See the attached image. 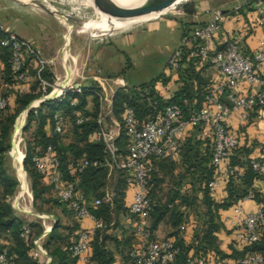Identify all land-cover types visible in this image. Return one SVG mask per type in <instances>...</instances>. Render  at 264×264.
<instances>
[{
    "label": "built area",
    "instance_id": "built-area-1",
    "mask_svg": "<svg viewBox=\"0 0 264 264\" xmlns=\"http://www.w3.org/2000/svg\"><path fill=\"white\" fill-rule=\"evenodd\" d=\"M252 6L254 11L260 12L264 8V0H254ZM177 10L178 13L184 14L181 8ZM233 12L237 13L238 8H234ZM209 13L210 21L193 27L181 37L179 47L172 51L166 64L167 74L176 71L186 54L188 59H198L199 67L208 66L214 69L216 78L199 109L185 112L181 105L172 103L166 105L154 117L140 123L134 111L124 106L122 117L127 136V153L121 158L115 146L118 132L103 126L107 112L105 113L99 105L96 116L99 128L90 135L89 139L93 142H102L110 154V160L101 163L82 155L67 165L71 179H66L64 174L59 172V159L52 145L40 149L33 156L32 162L36 171L53 186L61 200L69 202L78 220L90 219L95 222L93 228L82 229L77 242L68 248L76 258L77 264H92L89 260L90 242L95 229L102 226V223L89 211V206L108 204L114 197L113 192H105L103 197L96 198L89 204L76 191L79 175L88 167L115 166L116 169L127 172V187L133 189L129 210L134 217L133 229L136 240L128 254L130 264H171L179 252L173 240L153 239L148 230L152 202L147 196V183L153 169V160L179 157L183 141L190 131L202 127L212 145L213 177L207 184L210 194L217 192L228 181L227 164L230 156L239 146V137L229 126L232 114L237 113L239 120L247 123L253 112L264 110V40L259 42V46L251 54H244L239 48L235 34L219 37L227 17L225 11L216 8L209 10ZM0 33V48L6 49L9 53L8 62L14 80L12 85L4 84L10 92L40 93L41 98L38 103L52 99L61 101L69 93L79 96L85 92L84 86L77 83L70 73L60 75L51 69L55 65V58H44L28 40L17 36L1 23ZM48 68L52 71V81H48L43 76ZM30 70L35 72L33 76L36 82L35 88L32 87L28 75ZM79 77L83 78V76ZM116 82L120 87L126 86L123 79H117ZM241 84L245 86L246 91L236 92L234 87ZM12 99L11 93L0 95V110H4ZM70 103L75 106L78 103L77 97L72 98ZM74 115L77 125L90 119L79 110H75ZM64 131L65 116L61 112H56L52 117L51 127L46 132L47 136L61 135ZM250 166L256 174L252 189L221 217L233 242L240 249L255 244L259 240L260 231L264 228V205L256 203L253 199L255 193L264 198V161L251 159ZM247 201L255 202V208L247 209L243 205ZM28 233L29 228L24 226L21 237L27 236ZM34 245L33 255L45 259L47 254L39 247L36 240ZM12 257L15 258L14 255ZM12 257L9 256L6 248L2 249L0 264H14ZM186 264H264V258L259 253L252 252H247L237 259L211 253L200 256L190 255L186 259Z\"/></svg>",
    "mask_w": 264,
    "mask_h": 264
},
{
    "label": "trees",
    "instance_id": "trees-1",
    "mask_svg": "<svg viewBox=\"0 0 264 264\" xmlns=\"http://www.w3.org/2000/svg\"><path fill=\"white\" fill-rule=\"evenodd\" d=\"M253 2L254 0H247L245 6L247 8L251 6L250 9L253 10ZM181 9L185 17L192 15L195 12L194 6L191 3L183 4ZM232 13L234 12L232 11ZM225 14L228 15V12L226 11ZM187 25L191 24L186 22L182 24L181 37L191 30L186 28ZM2 49L7 53V60H5L6 62L4 61L6 65V78L4 82L12 85L14 84V80L8 62L9 53L6 49ZM197 61L198 59H188L186 54L183 56L180 67L176 70L177 79L175 82L180 85L169 97H164L157 88V85L159 83H162V85L167 84L171 80L169 78L170 73L168 75L162 73L156 80L150 83L135 87H128L126 85L118 88L112 97V115L120 121V115L124 111V106H127L134 111L137 120L141 123L154 117L158 112L162 111L166 105L172 103L181 105L185 112L199 109L202 106L205 95L212 82L206 80L202 76L201 72L205 66L199 67ZM43 76L46 79V72ZM94 90L95 88L93 86H89L85 88V92L82 95L75 96L69 93L61 101L53 100V102L49 101L42 104L50 106L48 108L49 111H51L50 117H53L56 112H61L64 116L68 114L72 117L74 124L72 141L67 144L62 142V134L49 137L47 136V133H44L43 124L45 117L42 116L41 108L38 111L33 109L28 111L27 125H30L34 120L37 121L36 132L34 135V138L36 139L35 143L33 146H28L23 160V167L31 179L30 187L33 195V203L42 198V195L46 192L45 189L41 188L40 183L43 176L36 171L32 162L33 156L38 153L40 149L52 145L59 159V172L64 174L66 179H71L67 172V165L82 155H85L90 160H98L101 163L110 160V157L106 160V148L104 144L102 142H93L89 139L90 135L99 128L96 121V116L99 111L97 98L94 102L95 110L89 114L90 119L79 125L75 122L76 117L74 111L86 110L87 103L84 96L95 95L96 93ZM8 92L11 94L13 93V91ZM74 97H77L78 99V103L75 106L70 103ZM12 98L14 100L12 101L15 104V108L11 110L8 108L9 104L4 109H8L5 115L1 113L4 110H0V193L4 197L13 194L18 185L17 179L11 176L6 168V156L10 149L9 140L11 128L18 113L26 108L37 97L36 94H20L14 92ZM184 100H186V102H184ZM197 129H201V127H197ZM199 134L200 133L189 134L185 138L179 155V157L185 159V162L191 167V169L196 170L195 173L197 172V188L193 192L192 197L190 198L191 200L178 192H175V194L170 197V203H167L166 205L155 200L150 192L152 189V177L155 176L157 171H161L165 168V161L167 159L172 158L153 160V169L147 183V196L152 202V208L149 214L150 222L148 226L151 238H155V232L162 223H169L170 230L167 234L168 237L165 239L173 240L175 245L179 248V252L176 254L171 264H186V259L190 255L200 256L211 253L222 257L237 259L247 252H252L259 253L264 258V228L260 231L259 240L255 244L242 249L233 246L229 254L222 252L220 249V240L218 238V233L221 231L230 233L221 221L220 212L230 209L250 192L256 177L255 172L250 166V160L260 158L251 157L252 150L249 147L238 146L230 156L227 164V172L229 174V179L225 183L227 196L222 200L216 201L211 198L207 188L208 182L213 177V168L211 166L212 145L211 143H208L211 141L209 138H201ZM123 135L126 136L124 128L115 139V146L117 148V154L118 152H122L125 156L127 153V136L125 144L121 146L120 143ZM107 169V166L102 165L95 167L91 166L79 175V182L76 184L75 188L87 203L90 204L96 198L104 196L105 193L102 192V188L105 185ZM117 170L119 171V183H117L114 189V197L112 201L108 204H101L97 207L89 206V211L94 218L102 223L100 228L95 229L94 236L90 242L91 254L89 260L92 264H113L114 252L118 250L120 246L122 248H129L130 246L131 235L124 241H119L116 235H113L112 233V230L116 229L120 224L118 218L121 214L130 215L134 221V217L130 213L129 207L125 205L127 172L119 169ZM50 187L56 194L57 199L52 200L47 198V200L44 201V204H49L51 207H61L62 212L65 215L72 216L77 223L78 218L76 217L74 210L70 208L69 202L61 200L53 186L50 185ZM196 198H198L197 202H199L200 205H196ZM253 199L256 203L264 205V198L258 193L254 194ZM153 200H155V203ZM178 200H180V204L176 203ZM182 203H185L188 206H192L193 204L194 207L197 206L198 208H201V210H204L201 225L198 229H194L189 241H185L183 231L181 230V224L183 223L184 217L179 212V205H182ZM24 226L29 228V233L27 236L21 237V232ZM0 229L10 232V235L14 238L15 242H12L11 248H7L5 244L0 241V251L6 248L10 257L14 255L15 258L12 257L14 264H41L40 258L33 255L35 245L33 242L28 244L31 225L24 223L21 218L14 213L12 208L1 202V200ZM81 230L82 229H80L78 223L71 228L64 226L60 219L58 217L56 218L52 230L47 233L44 240V249L51 258L50 264H77L76 258L72 256L68 248L73 243L77 242ZM65 231H68V233L65 234ZM110 245H112V248H110ZM129 251L126 255L128 264H130V258L128 255Z\"/></svg>",
    "mask_w": 264,
    "mask_h": 264
},
{
    "label": "rangeland",
    "instance_id": "rangeland-1",
    "mask_svg": "<svg viewBox=\"0 0 264 264\" xmlns=\"http://www.w3.org/2000/svg\"><path fill=\"white\" fill-rule=\"evenodd\" d=\"M108 1H113L115 3V10L117 13L122 14L124 12L123 8H125L129 13L134 14L135 16L128 17L127 19H118L114 16L115 18L113 19V15L110 16V14H107L105 10L106 8L109 9V7L112 6L103 7L101 12L98 5H95V0H0V23L3 26L11 27L18 35L31 37L33 40L28 41L37 50V45H39L41 42H44L47 46L52 48L60 44L63 45L66 42V46L61 49L58 59L55 57L54 67H51V69H55L57 74L65 75V73H70L73 79H79V76H82V74L89 73L90 76L87 75L89 77L97 78L100 75L101 78L105 79L106 81H110L106 83L105 86L108 95L102 91V88L98 86V83H93V81H90L91 83L89 84L95 88L94 91L96 94L84 96L88 108H86L85 111L79 110L86 116H89V114L95 110L94 102L96 101V98L98 100V107L101 105L103 111L106 109V95L109 98V106L111 105L110 107L112 110V98H110V94L112 92L111 96L113 97L115 91L120 88L116 82L117 79H123L128 87H135L156 80L162 73L167 74L166 61L170 56V52L172 53L173 50L179 47L182 34L181 20L185 17L184 15L178 13L177 9L181 8L183 4L190 2V0H182L178 2L177 5L167 7L168 9L165 10H159L161 11L159 12L154 10L152 5L142 4L135 0ZM243 1L244 0H212L211 3L212 5L216 6V8L223 9L232 5L236 8H239ZM128 5H130L132 10L139 9L138 12L140 13H149L151 11L159 13L139 18V13L131 11L128 8ZM99 19L106 20L110 23V25H114L115 27H122L124 25L131 26L121 29H110L105 33L99 30L91 29L97 28V21ZM147 19L150 20L145 21ZM168 19H173L174 23L171 25ZM79 34L80 36H83V38H89V41L90 39H93L97 42L103 41L107 36H114V47L123 51L124 54H119L115 51L114 47H109L108 51L105 52L100 58V72L95 73L93 72V69H91L92 62L88 60L92 56L89 52L88 42L82 46L80 52L78 53L79 56L73 53V48L69 44L70 37L72 44L74 45L79 37ZM67 37L69 39L68 41ZM6 54L7 53L2 48H0V61L3 64V68L0 71V95L9 93V90L4 86V81L6 78ZM63 67L64 70H62ZM51 69L48 68L45 71L46 79L48 81H52L53 78ZM90 69L92 72H90ZM169 73V78L171 80L165 85H162V83L157 85V88L161 94L173 93L174 88H176V79L174 78H177V72L171 71L168 72V74ZM28 75L31 78L30 82L32 87L35 88L36 82L33 79V76L35 75L34 70H30ZM84 77L85 76H83L82 79L80 78V80H83ZM80 84L81 86H84V84ZM89 86L90 85L84 86V88ZM36 97L37 98H35L26 108L22 109L14 119L9 140L10 149L6 156V168L8 173L17 179L18 185L14 193L11 195L4 197L0 193V200L1 202L9 205L13 209L14 213L19 218H21L24 223L31 225V231L29 235L30 238L29 241L27 240L28 244L30 242H33L34 244V241L36 240L39 247L47 253V251L44 249V240L47 233L52 230L56 218L58 217L64 226L71 228H73L77 223L72 216L65 215L62 212L61 207H51L49 204H44V201L47 200V198L52 200L57 199L56 194L45 179H41L40 183L41 188L45 189L46 192L44 195H42V198L33 203V195L30 187L31 179L23 167V160L25 158L28 146H33L35 143L36 139L34 138V135L36 132L37 121L34 120L30 123V125H27V114L30 109L38 111L41 108L42 116L45 117L43 131L46 133L51 127L52 116L50 117L51 111L48 109L50 106L42 104L49 101L53 102L54 100L52 99L38 103L39 99L41 98L40 93L36 94ZM13 101H11L8 107L11 110L15 108ZM28 107L31 108L28 109ZM7 110L8 109L1 113L5 115ZM122 116L123 113L120 115V121L114 118L112 114L105 117L103 126L107 129L117 130L118 134H120L121 130H123ZM73 130L74 124L72 117L66 114L65 131L61 136L63 143L67 144L72 141ZM195 133H200L199 136L201 138L208 139L206 132L202 127L201 129L194 128L189 134ZM125 140L126 136L123 135L120 143L121 146L125 144ZM14 147L17 149L16 155L20 157V161H16L13 153ZM105 151L107 160L109 159L110 154L107 150ZM118 156L122 158L124 153L118 152ZM165 164V168L161 171H157L155 176L152 177V189L150 192L152 193L155 200L166 205L167 203H170V197L173 196L175 192H178L184 197L190 199L193 192L197 188L196 180L198 177L196 175L197 172L195 173L196 170L191 169V167L182 157L174 158V160L167 159ZM19 169L25 174L27 185L26 191H28H25L21 196ZM117 183H119V171L115 166H109L102 192H114ZM210 195L211 198L214 199L216 192ZM126 197L127 196L125 194V203ZM197 199L198 198L195 199L196 205H200V203L197 202ZM155 200H153L154 203ZM176 203L180 204V200H178ZM55 210H57V213ZM203 211L204 210H201V208H198L197 206L194 207L193 204L192 206H188L185 203L179 205V212L184 217L183 223L181 224L183 235L185 234L188 227H194L192 232L194 229H198V227L201 225ZM58 212L61 214V216L58 215ZM45 215L48 216L46 217ZM161 226L162 230H170L169 223L167 222L162 223ZM112 232L114 231L112 230ZM66 233H68V231H65V234ZM127 234L132 235L131 229L127 230ZM167 237V235L164 237H157L155 235V238L157 239H165ZM0 241L1 243L5 244L7 248H11L12 242H15L14 238L10 235V232L3 231L1 229ZM230 243V249L233 246L238 247V245L233 242V240H231ZM43 260L44 258H40L41 264H44Z\"/></svg>",
    "mask_w": 264,
    "mask_h": 264
},
{
    "label": "crops",
    "instance_id": "crops-1",
    "mask_svg": "<svg viewBox=\"0 0 264 264\" xmlns=\"http://www.w3.org/2000/svg\"><path fill=\"white\" fill-rule=\"evenodd\" d=\"M212 0H190V2L195 9L194 14L192 15H188L186 17H184L181 21L183 22L182 24L186 23H190L191 25H187L186 28L188 29H192L193 27L197 26V25H203L205 23H207L208 21H210L211 19V15L209 13V10H212L214 8H216V6L212 5L211 3ZM247 0H244L241 5L238 8V12L237 13H232L233 9L236 8L235 6H228L227 8H223V10L226 12H228V15L226 17V19L223 22L222 25V29L221 32L219 34V37L225 36V35H230V34H235V36L237 37L238 40V45L240 50L244 53V54H251L255 49H257V47L259 46V42L261 40H264V8L262 11L260 12H256L254 10H251V6L250 7H246ZM129 6V7H128ZM127 7L133 11V12H138L139 9L136 10H132L130 8V5H128ZM170 7V6H169ZM107 14H110V16H112V8L109 7V9H105ZM161 12V11H159ZM159 12H138L139 13V18H143L147 15H153V14H157ZM112 18L114 19V15L112 16ZM150 19H147L145 21H148ZM144 21V22H145ZM168 21L170 22V24L172 25L174 23L173 19H168ZM139 24V23H138ZM97 28H91L93 30H99L102 32H107L110 29H121V28H125V27H129L131 25H124L122 27H115L114 25H110L109 22H107L106 20L103 19H99L97 21ZM6 28H8L11 32L15 33L13 31V29L9 26H5ZM88 29V28H87ZM87 31V30H86ZM16 34V33H15ZM17 36L26 39V40H33L31 39V37H26V36H21L16 34ZM182 35V34H181ZM78 39L76 41V43L73 45L72 44V40L70 37V41L69 44L70 46L73 48V53L75 55L79 56V52L82 48V46H84L85 44L89 45V52L91 53V58H89L88 60H90V62H92L91 64V69H93V72H100V58L101 56L108 51L109 47H114V36H107L105 37V39L103 41L97 42L96 40L86 38L83 36H80V34L78 35ZM68 37H67V41H68ZM38 46V51L39 53L44 56L45 58H55L58 59L61 49L64 48L66 46V42L63 45H57L56 47H50L47 46L44 42L39 43ZM115 48V47H114ZM115 51L119 54H124L123 51L115 48ZM171 54V52H170ZM167 63V61H166ZM3 68V64L0 61V71ZM57 69V68H56ZM90 69V72H92ZM53 70V69H52ZM64 70V67L63 69ZM55 71V69H54ZM83 71V69H82ZM85 71V70H84ZM85 73V72H84ZM87 73V72H86ZM202 76L210 81L213 82L214 79L216 78V72L214 71V69L210 68V67H204V69H202L201 72ZM90 74H82V76H87ZM87 76L86 78L84 77L83 80L76 79L77 83H82L84 84V86L90 85L89 83H91L90 81H93V83H98V86L102 88V91H104L105 94L108 95L107 89H106V83L110 82L109 80L106 81L105 79L101 78V76L99 75V77L96 78H92ZM82 79V78H81ZM177 79V78H174ZM103 80V82H102ZM105 82V83H104ZM126 83V82H125ZM180 84L176 83V88H174L173 91H175L177 89V87ZM234 90L236 92L239 93H243L246 91V88L244 85H240L237 87H234ZM172 93H168V94H162L164 97H169L171 96ZM105 98V101H107V104L109 106L110 101L109 98L107 97ZM112 92L110 94V98H112ZM106 104V109L104 110V112L107 114V116L111 115V105L108 107ZM86 108H88V105L86 106ZM110 111V112H109ZM263 115H264V110H257L255 112H253L249 118V121L247 123H242L239 118H238V114L237 113H233L231 119L229 120V126L231 127L232 130H234V132L238 135L239 137V146H247L252 150L251 153V157H257L260 158L261 160L264 161V122H263ZM225 183L222 185V187L216 192V195H214V199L216 201L222 200L227 196V192L225 189ZM126 203L125 205L127 207H129L130 201H131V196L133 193V189L132 188H126ZM243 205L251 210L254 209L256 206V203L253 201H247L244 202ZM230 209H227L225 211H221V217L225 214H227ZM57 213V210H55ZM58 215L61 216V214L58 212ZM46 217L48 215H45ZM50 216V215H49ZM52 217V216H51ZM50 217V218H51ZM119 226L116 227V229H113L114 232L113 235H116V237L118 238L119 241H124L127 237H129L130 235L127 234V230L131 229L132 235L131 237V241H130V246L129 248H122L121 246L118 248V250H114V261L113 264H128L127 260H126V255L129 251V249L131 248V246H133L136 242L135 238H134V234H133V218L130 215H120L119 216ZM77 223L79 224L80 229H87V228H93L95 225V222L90 220V219H85V220H77ZM162 226L160 225L157 229V231L155 232V235L157 237H164L168 234V231L166 230H162L161 229ZM130 231V230H129ZM192 234V227H188L186 229V232L184 234V239L185 241H189L190 237ZM218 238L220 240V249L222 251H224L225 253L229 254L231 252V249L229 248V245L231 244L230 241L232 240V236L230 233H227L226 231H221L218 233ZM110 248H112V245H110ZM46 253V252H45ZM47 254V253H46ZM89 254H91V250L89 251ZM49 258V261L47 262V259ZM47 257L43 260L44 264H50L51 262V258L49 257V255L47 254Z\"/></svg>",
    "mask_w": 264,
    "mask_h": 264
},
{
    "label": "water",
    "instance_id": "water-1",
    "mask_svg": "<svg viewBox=\"0 0 264 264\" xmlns=\"http://www.w3.org/2000/svg\"><path fill=\"white\" fill-rule=\"evenodd\" d=\"M138 2L146 5L159 6L162 7V10L168 9L167 6H174L178 3L179 0H137ZM95 5L99 7L102 12L103 7L112 6V14L118 19H127L128 17H134V14L129 13L125 8L122 14H119L115 10V3L109 2L108 0H95Z\"/></svg>",
    "mask_w": 264,
    "mask_h": 264
},
{
    "label": "bare ground",
    "instance_id": "bare-ground-1",
    "mask_svg": "<svg viewBox=\"0 0 264 264\" xmlns=\"http://www.w3.org/2000/svg\"><path fill=\"white\" fill-rule=\"evenodd\" d=\"M135 1H137V0H135ZM180 1H182V0H179L178 2H180ZM171 6V5H170ZM154 7V10H157V11H159V10H162V7H159V6H153ZM167 7H169V6H167ZM16 129H17V127H16ZM18 130V129H17ZM18 132V131H17ZM18 134H20V133H18ZM18 136V135H17ZM15 138H16V136H15ZM13 153H14V156H15V158H16V161H20V157H18L16 154H17V149H16V147H14V149H13ZM19 164V163H18ZM20 165H21V163H20ZM21 167V166H20ZM19 167V168H20ZM19 179H20V196L26 191V189H27V185H26V178H25V174H24V172L22 171V170H20L19 169ZM26 192H28V191H26ZM28 196V195H27ZM27 200V199H26ZM29 200V199H28ZM21 201V200H20ZM25 201V200H24ZM24 204V203H23ZM28 208V207H27ZM30 213V212H29ZM32 213V212H31ZM50 227V226H49Z\"/></svg>",
    "mask_w": 264,
    "mask_h": 264
}]
</instances>
